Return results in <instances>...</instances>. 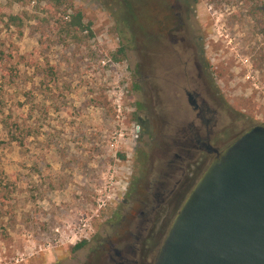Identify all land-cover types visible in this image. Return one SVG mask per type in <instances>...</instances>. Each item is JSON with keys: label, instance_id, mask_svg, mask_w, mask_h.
Here are the masks:
<instances>
[{"label": "rangeland", "instance_id": "rangeland-1", "mask_svg": "<svg viewBox=\"0 0 264 264\" xmlns=\"http://www.w3.org/2000/svg\"><path fill=\"white\" fill-rule=\"evenodd\" d=\"M159 1L0 0V264H94L127 229L156 143L172 145L165 121L191 118L183 65L155 55L145 26ZM75 12L92 37L61 32ZM186 14L225 146L264 126V0H191Z\"/></svg>", "mask_w": 264, "mask_h": 264}, {"label": "water", "instance_id": "water-1", "mask_svg": "<svg viewBox=\"0 0 264 264\" xmlns=\"http://www.w3.org/2000/svg\"><path fill=\"white\" fill-rule=\"evenodd\" d=\"M207 151L213 156L167 225L158 227L147 264H264V126L252 125L222 148ZM154 184L147 179L142 200ZM151 205L139 204L127 229L108 241L94 264H105L113 249L131 253L123 239L129 241L142 221L153 218Z\"/></svg>", "mask_w": 264, "mask_h": 264}, {"label": "flooded vegetation", "instance_id": "flooded-vegetation-1", "mask_svg": "<svg viewBox=\"0 0 264 264\" xmlns=\"http://www.w3.org/2000/svg\"><path fill=\"white\" fill-rule=\"evenodd\" d=\"M190 1L170 0L169 4V0H160L158 4L150 7L149 15L152 19L148 23L145 22V26H148L150 39L158 47L155 55L162 58L175 56L183 65L182 76L191 84L183 89L191 118L187 121L179 120L174 125L165 121L166 129L171 134L165 137L172 145H167L165 141L163 144L159 141L156 143L158 163L151 174L155 184L149 195L145 196L144 200H139V204L145 208L152 203L150 208L154 216L142 221L136 228V236L129 241L123 239L126 245L133 247L131 253L113 249L105 264H147L149 246L157 235L158 227L167 225L171 213L189 191L201 168L213 156L207 151L208 148L223 147L221 142H215L219 130H214L220 115V103L208 74L202 68L199 53L195 46L191 45L187 31L186 13ZM152 22L154 27H150ZM184 33L187 38L183 36ZM191 63L196 70H187V65ZM153 121L156 126L157 121ZM148 124L149 121H143V128H147Z\"/></svg>", "mask_w": 264, "mask_h": 264}, {"label": "trees", "instance_id": "trees-1", "mask_svg": "<svg viewBox=\"0 0 264 264\" xmlns=\"http://www.w3.org/2000/svg\"><path fill=\"white\" fill-rule=\"evenodd\" d=\"M64 17L66 18L64 19ZM117 17L121 21V18L118 14H117ZM6 18L9 23H13V24L17 20L16 16H12L10 14H8ZM121 23L123 22L121 21ZM60 27H61V32L64 33L66 37L71 36L74 39H79V37H81L80 39H83V40L92 37V31L89 28V24H85L83 22L82 14L80 12H75L68 16L66 15L62 16V20L60 21ZM83 32H85V34H83ZM124 48L125 47L122 44L119 47H117L115 52H113L111 55L113 61L118 62L120 60L118 56L124 55ZM85 243H86V240H82L76 243L72 247V250L76 251L77 249L81 248Z\"/></svg>", "mask_w": 264, "mask_h": 264}]
</instances>
